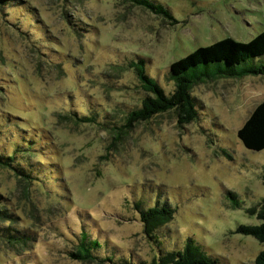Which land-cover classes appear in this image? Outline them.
Segmentation results:
<instances>
[{"label": "rangeland", "instance_id": "1", "mask_svg": "<svg viewBox=\"0 0 264 264\" xmlns=\"http://www.w3.org/2000/svg\"><path fill=\"white\" fill-rule=\"evenodd\" d=\"M151 1L176 23L129 0L0 4V154L30 143L24 163L37 179L25 185L0 168V208L10 214L0 228L25 239L0 232V264H158L187 240L215 264H251L263 247L234 232L259 222L249 210L264 200V148L236 136L264 97L263 75L193 85L197 118L182 126L172 110L122 125L146 94L130 62L143 59L167 94L170 62L221 38L249 40L264 28V0ZM135 202L173 209L154 237ZM82 233L106 261L69 257Z\"/></svg>", "mask_w": 264, "mask_h": 264}, {"label": "trees", "instance_id": "2", "mask_svg": "<svg viewBox=\"0 0 264 264\" xmlns=\"http://www.w3.org/2000/svg\"><path fill=\"white\" fill-rule=\"evenodd\" d=\"M10 0H0V4ZM134 6H139L154 15L163 18L168 24L173 25L176 20L171 13L161 4L151 0H129ZM264 56V28L247 41H236L230 37L221 38L205 46H198L184 56L172 61L168 65L167 80L171 81L172 89L165 94L162 88L144 71V60L137 59L129 63L133 68L138 86L146 94L141 98L139 106L126 112L123 125L129 126L131 122L147 120L151 116L172 110L175 114V122L178 126L187 124L197 118V108L194 96L191 94L193 85L213 78L243 77L245 75L264 76V62L260 59ZM248 59L252 62L246 63ZM213 65V66H212ZM73 116V121L80 123H94L90 116ZM71 118V116H68ZM236 136L242 146L251 151H259L264 148V97L256 103L240 127ZM30 143L15 144L7 154H0V168L7 169L25 185L37 181L31 171L27 169L25 161L32 156ZM264 184V170L261 175ZM36 184V183H34ZM226 195L236 205V194L227 191ZM138 217L142 223V231L148 237H154L156 229L166 223L172 216L173 209L168 206L141 207L135 202ZM256 213L259 220L257 224H238L234 232L253 237L263 247L256 253L251 264H264V200H261L249 211ZM10 214L4 208H0V221H10ZM9 219V220H8ZM12 226L6 225L0 228L1 236L7 242L11 239L22 242L24 237H13ZM85 234L76 243L74 249L68 253L69 257L83 262L98 260L99 263L107 258H98L92 254V248L98 246L95 240L85 241ZM190 239V238H189ZM153 240V239H152ZM158 264H215L216 260L206 256L192 241L187 240L180 250L166 252L156 259Z\"/></svg>", "mask_w": 264, "mask_h": 264}]
</instances>
